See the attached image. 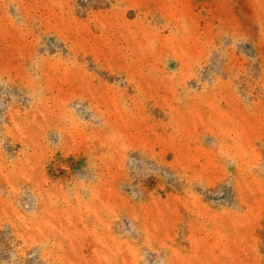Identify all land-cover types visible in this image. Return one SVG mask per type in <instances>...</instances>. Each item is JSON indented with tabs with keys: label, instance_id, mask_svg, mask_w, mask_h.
Returning <instances> with one entry per match:
<instances>
[{
	"label": "rangeland",
	"instance_id": "374dc122",
	"mask_svg": "<svg viewBox=\"0 0 264 264\" xmlns=\"http://www.w3.org/2000/svg\"><path fill=\"white\" fill-rule=\"evenodd\" d=\"M0 264H264V0H0Z\"/></svg>",
	"mask_w": 264,
	"mask_h": 264
}]
</instances>
